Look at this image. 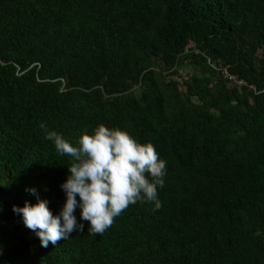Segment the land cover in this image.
Here are the masks:
<instances>
[{
  "label": "trees",
  "instance_id": "obj_1",
  "mask_svg": "<svg viewBox=\"0 0 264 264\" xmlns=\"http://www.w3.org/2000/svg\"><path fill=\"white\" fill-rule=\"evenodd\" d=\"M41 124L73 144L100 124L152 143L162 207L130 205L103 235L77 207L83 231L42 247L13 205L58 215L72 160ZM0 250L9 264H264V0H0Z\"/></svg>",
  "mask_w": 264,
  "mask_h": 264
},
{
  "label": "clouds",
  "instance_id": "obj_2",
  "mask_svg": "<svg viewBox=\"0 0 264 264\" xmlns=\"http://www.w3.org/2000/svg\"><path fill=\"white\" fill-rule=\"evenodd\" d=\"M41 128L56 152L72 160L70 175L61 184L66 203L58 215H53L46 200L13 205V212L22 215L25 227L37 234L42 247L83 231L75 215L77 207L81 219L90 222L89 235H103L137 202L152 203L154 210L162 207L158 189L165 185L167 165L152 143H141L127 130L104 124L91 134H82L76 144L45 124ZM28 191L36 194L34 188Z\"/></svg>",
  "mask_w": 264,
  "mask_h": 264
},
{
  "label": "built area",
  "instance_id": "obj_3",
  "mask_svg": "<svg viewBox=\"0 0 264 264\" xmlns=\"http://www.w3.org/2000/svg\"><path fill=\"white\" fill-rule=\"evenodd\" d=\"M221 72L225 75L224 77L229 79V80L235 78L234 74L231 73L227 68H224ZM232 81H234V80H232ZM239 83H241V81ZM242 83H244V82L242 81Z\"/></svg>",
  "mask_w": 264,
  "mask_h": 264
},
{
  "label": "bare ground",
  "instance_id": "obj_4",
  "mask_svg": "<svg viewBox=\"0 0 264 264\" xmlns=\"http://www.w3.org/2000/svg\"><path fill=\"white\" fill-rule=\"evenodd\" d=\"M238 78H239V77H238ZM238 78H237V79H238ZM225 79H226V78H225ZM234 81H236V80H234ZM240 81H241V80H240ZM233 84H234V82H233ZM243 84H244V83H243ZM243 84H240V85H243ZM234 85H235V84H234ZM237 86H239V84H238ZM247 86H248V85H247ZM249 88H250V87H249ZM251 88H252V87H251Z\"/></svg>",
  "mask_w": 264,
  "mask_h": 264
},
{
  "label": "crops",
  "instance_id": "obj_5",
  "mask_svg": "<svg viewBox=\"0 0 264 264\" xmlns=\"http://www.w3.org/2000/svg\"><path fill=\"white\" fill-rule=\"evenodd\" d=\"M0 264H5V262L1 260V257H0Z\"/></svg>",
  "mask_w": 264,
  "mask_h": 264
},
{
  "label": "rangeland",
  "instance_id": "obj_6",
  "mask_svg": "<svg viewBox=\"0 0 264 264\" xmlns=\"http://www.w3.org/2000/svg\"><path fill=\"white\" fill-rule=\"evenodd\" d=\"M4 262H5V261H4ZM5 264H9V263L5 262Z\"/></svg>",
  "mask_w": 264,
  "mask_h": 264
}]
</instances>
